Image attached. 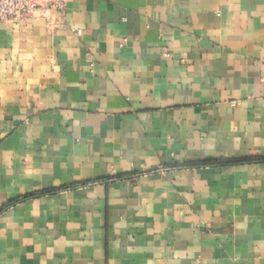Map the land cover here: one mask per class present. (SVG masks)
Returning <instances> with one entry per match:
<instances>
[{
    "label": "crops",
    "instance_id": "1",
    "mask_svg": "<svg viewBox=\"0 0 264 264\" xmlns=\"http://www.w3.org/2000/svg\"><path fill=\"white\" fill-rule=\"evenodd\" d=\"M256 157L264 0L0 23V264H264Z\"/></svg>",
    "mask_w": 264,
    "mask_h": 264
},
{
    "label": "built area",
    "instance_id": "2",
    "mask_svg": "<svg viewBox=\"0 0 264 264\" xmlns=\"http://www.w3.org/2000/svg\"><path fill=\"white\" fill-rule=\"evenodd\" d=\"M0 0V23L8 20L24 21L31 18L38 10L42 8L53 9L62 14L67 6L68 0ZM80 34V30H74Z\"/></svg>",
    "mask_w": 264,
    "mask_h": 264
},
{
    "label": "trees",
    "instance_id": "3",
    "mask_svg": "<svg viewBox=\"0 0 264 264\" xmlns=\"http://www.w3.org/2000/svg\"><path fill=\"white\" fill-rule=\"evenodd\" d=\"M264 161V157L260 158H221V159H214L211 160L210 162H206L203 164H195L196 166L200 165H215V166H224V165H232V164H237V163H243V162H251V161Z\"/></svg>",
    "mask_w": 264,
    "mask_h": 264
}]
</instances>
